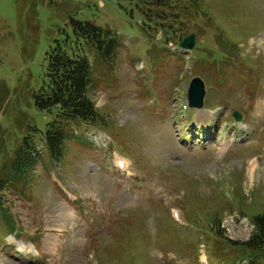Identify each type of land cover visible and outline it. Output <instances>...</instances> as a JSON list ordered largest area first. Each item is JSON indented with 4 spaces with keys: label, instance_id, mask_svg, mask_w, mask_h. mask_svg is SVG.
Listing matches in <instances>:
<instances>
[{
    "label": "rangeland",
    "instance_id": "obj_1",
    "mask_svg": "<svg viewBox=\"0 0 264 264\" xmlns=\"http://www.w3.org/2000/svg\"><path fill=\"white\" fill-rule=\"evenodd\" d=\"M195 2L202 13L183 1H169L166 9L142 7L155 12L160 33L173 26L170 41L195 34L196 48L185 52V64V56L164 54L165 39L148 30L129 1L0 0V157L7 155L10 166L9 155L23 136L36 143L32 174L23 176L29 182L22 190L26 200L16 194L21 185L2 184L0 203L16 226L4 228L0 216V264H200L201 254L214 264L210 250L217 259L240 255L230 247L252 233L243 216L264 214V0ZM71 19L116 35L117 59L102 66L108 73L95 76L88 92L107 125L97 126L96 139L110 133L115 141L100 151L77 126L55 160L37 142L41 135L27 127L43 132L50 122L36 109L34 96L44 81L46 53L71 36ZM158 55L164 62L157 61L153 85L150 58ZM237 55L240 68H232ZM138 64L148 78L135 73ZM210 66L223 73L217 76ZM196 77L205 83V114H189L193 124L187 115L181 118L180 134L188 139L181 145L194 144L189 149L176 140L170 116L180 115L178 101L186 100ZM233 113L243 114L244 130L231 122ZM238 138L245 144L216 162V148ZM114 154L133 165L138 180L122 181L110 172ZM4 175L20 182L11 168ZM70 193L84 201L71 202ZM170 208L178 210L180 222L168 216ZM11 230L19 234L9 235ZM189 234L195 236L193 250L186 244ZM197 238L204 249L207 239V250H199Z\"/></svg>",
    "mask_w": 264,
    "mask_h": 264
},
{
    "label": "trees",
    "instance_id": "obj_2",
    "mask_svg": "<svg viewBox=\"0 0 264 264\" xmlns=\"http://www.w3.org/2000/svg\"><path fill=\"white\" fill-rule=\"evenodd\" d=\"M126 1L134 3L135 9L141 14L143 20L147 21L154 32L158 33L160 32L157 18L153 15L155 12H146L142 7L153 6L154 10H158L159 7L166 9L169 7V1L173 3L183 1L192 12H201L195 0ZM145 14L150 15V20L145 18ZM70 25L71 36L56 41L55 45L46 53L47 65L44 81L34 96L36 109L44 113L50 122L46 124L43 132L34 126L27 127L29 132L41 135L49 154L54 158H59L62 155L63 144L70 135L68 125L77 126L80 123L87 124L89 127L99 125L102 129L107 127L106 123L104 122V125L101 120L102 116L95 109L93 101L89 98L88 92L94 76L106 74L102 66L113 65L117 59L118 43L114 32L99 28L87 21L80 22L71 19ZM168 30L170 31L169 36H172L173 26L169 25ZM162 33L164 34V30ZM160 58L159 55L153 56V61L152 56L150 58L151 69L154 72L153 85L157 80L155 73L157 61L158 64L164 62ZM233 62L235 67L240 66V56H234ZM109 131L113 133L110 129ZM28 136H23L16 146L17 148L12 152L19 164H26L31 158L32 148ZM4 164L3 162L0 168H3ZM250 222L254 226V232L250 239L240 244L232 243L230 248L239 251L243 256L254 254L264 257V214L253 216L250 218Z\"/></svg>",
    "mask_w": 264,
    "mask_h": 264
},
{
    "label": "water",
    "instance_id": "obj_3",
    "mask_svg": "<svg viewBox=\"0 0 264 264\" xmlns=\"http://www.w3.org/2000/svg\"><path fill=\"white\" fill-rule=\"evenodd\" d=\"M195 44V36H190L183 39L179 46L186 50H191ZM205 85L202 80L196 78L192 80L187 88V101L189 106L201 107L204 96Z\"/></svg>",
    "mask_w": 264,
    "mask_h": 264
},
{
    "label": "bare ground",
    "instance_id": "obj_4",
    "mask_svg": "<svg viewBox=\"0 0 264 264\" xmlns=\"http://www.w3.org/2000/svg\"><path fill=\"white\" fill-rule=\"evenodd\" d=\"M120 160L118 159V158H116V163H118ZM125 166H126V164H124V168L123 169H125ZM253 164L251 165V167H250V171L251 172H253ZM204 260V259H203Z\"/></svg>",
    "mask_w": 264,
    "mask_h": 264
}]
</instances>
